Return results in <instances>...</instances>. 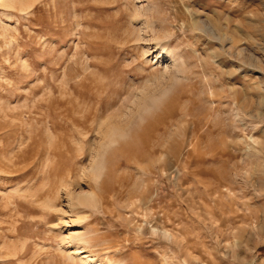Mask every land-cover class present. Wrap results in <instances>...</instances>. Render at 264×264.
<instances>
[{"label":"rangeland","instance_id":"obj_1","mask_svg":"<svg viewBox=\"0 0 264 264\" xmlns=\"http://www.w3.org/2000/svg\"><path fill=\"white\" fill-rule=\"evenodd\" d=\"M0 264H264V0H1Z\"/></svg>","mask_w":264,"mask_h":264},{"label":"bare ground","instance_id":"obj_2","mask_svg":"<svg viewBox=\"0 0 264 264\" xmlns=\"http://www.w3.org/2000/svg\"><path fill=\"white\" fill-rule=\"evenodd\" d=\"M1 1V0H0ZM93 172H97V170L95 168H93L92 170ZM94 197V194L93 193H90V194H86L84 196L85 200H89V199H92Z\"/></svg>","mask_w":264,"mask_h":264}]
</instances>
